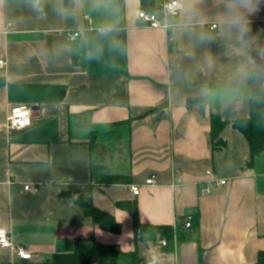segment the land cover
Here are the masks:
<instances>
[{"label":"crops","instance_id":"obj_1","mask_svg":"<svg viewBox=\"0 0 264 264\" xmlns=\"http://www.w3.org/2000/svg\"><path fill=\"white\" fill-rule=\"evenodd\" d=\"M72 1L0 0V228L33 256L0 250V264H54L57 254L93 242L136 251L147 264L264 259V151L249 165L248 142L233 127L248 117L264 77L247 81L236 99L228 91L246 58L264 69V0L243 13V44L220 27L230 0H178L183 11L168 29L139 18L141 0ZM154 1L161 14L167 0ZM104 26L114 30L102 35ZM70 32L80 37L69 42ZM200 97L204 106L190 102ZM17 105L32 108V122L9 129ZM214 113L225 122L226 146L216 151ZM214 178L229 183L207 193ZM79 195L111 214L120 233L96 225ZM121 202H135L148 227L143 238ZM165 225L180 228L175 237L161 235Z\"/></svg>","mask_w":264,"mask_h":264},{"label":"trees","instance_id":"obj_2","mask_svg":"<svg viewBox=\"0 0 264 264\" xmlns=\"http://www.w3.org/2000/svg\"><path fill=\"white\" fill-rule=\"evenodd\" d=\"M66 7L71 6L72 0H62ZM118 3H123L124 0H116ZM144 11L155 12L156 5L154 0H141ZM253 95L249 101V115L246 118L238 119L233 122V127L242 134L250 148L249 165L253 160L264 151V88H256L253 90ZM190 102L205 105L203 97L191 99ZM211 147L214 151L221 150L226 146V141L222 138L221 131L225 127V122L222 121L219 114H211ZM123 178L121 177H105L103 183L119 184ZM76 203L82 210L91 217L96 225H99L104 231L120 233L121 224L117 223L113 216L109 213L98 210L93 204L85 201L82 195L77 197ZM119 207L129 211L133 218L135 238L137 240L143 238L141 235L148 229L139 221L137 206L134 203L121 202ZM161 235L167 238H172L175 230L172 226L165 225L157 228ZM54 264H147L136 251L121 252L116 245H103L98 242L92 244L79 243L73 252L66 254H57L53 258ZM257 264H264L262 255H259Z\"/></svg>","mask_w":264,"mask_h":264},{"label":"built area","instance_id":"obj_3","mask_svg":"<svg viewBox=\"0 0 264 264\" xmlns=\"http://www.w3.org/2000/svg\"><path fill=\"white\" fill-rule=\"evenodd\" d=\"M183 9V3L178 0H167L161 6V14L156 12L150 13L144 10H140L139 18L146 22L150 27L154 28H164L168 29L170 24L167 22L169 17H178ZM217 25H212L211 29H215ZM80 37V32H70L67 34L68 41H75ZM4 62L1 61L0 65H3ZM32 108L26 105H17L12 108L7 116L6 127L9 129H23L31 125L32 122ZM207 174L210 175L211 171H207ZM155 183L154 176L149 177L146 180V185H153ZM229 183L226 179L214 178L211 181L207 193H212L215 190L227 185ZM140 186H133L132 193L134 195L139 194ZM26 190H30V186H26ZM193 216L190 215L184 220V226L187 229H190L193 223ZM175 237V234L173 235ZM167 244V239L161 241V245L164 247ZM0 250L1 251H10L15 257H18L20 260H32V252L28 247L23 246L19 247L15 245L12 241V237L9 230L0 228Z\"/></svg>","mask_w":264,"mask_h":264},{"label":"clouds","instance_id":"obj_4","mask_svg":"<svg viewBox=\"0 0 264 264\" xmlns=\"http://www.w3.org/2000/svg\"><path fill=\"white\" fill-rule=\"evenodd\" d=\"M253 0H230L228 14L220 21L221 30H236L238 39L243 44L248 32L247 21L243 15L244 11H251ZM114 29L112 26H104L99 29L102 35H107ZM264 77V69L257 68L250 58H246L244 62L239 64L229 81L228 91L231 92L229 98L236 99L239 94L247 88V81L260 80ZM209 91H205V95H209ZM149 264H160L158 258L153 257Z\"/></svg>","mask_w":264,"mask_h":264}]
</instances>
